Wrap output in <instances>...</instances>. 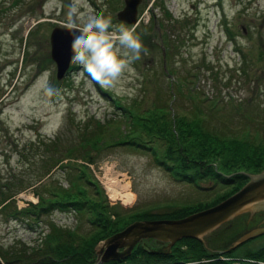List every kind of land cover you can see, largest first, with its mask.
I'll list each match as a JSON object with an SVG mask.
<instances>
[{"label":"rangeland","instance_id":"1","mask_svg":"<svg viewBox=\"0 0 264 264\" xmlns=\"http://www.w3.org/2000/svg\"><path fill=\"white\" fill-rule=\"evenodd\" d=\"M123 5L124 0H80L79 4L75 0H0L2 179L6 180L12 173L20 174L24 180L36 178L45 170L41 167L45 145L51 147L58 135L62 137V147L67 143L74 145L77 126L89 119L91 123L98 120L105 125L104 139L99 140H105L106 144L113 142L118 128L126 130L128 125L111 120L117 110L108 93L124 105L137 100L147 106L159 87L168 85L169 92H174L173 83L178 84V77L182 76L190 87L199 88L210 98L230 97L237 103L254 97L264 103V0H141L135 26L149 54H141V59L132 65L133 71L126 73L115 87H102L86 73L74 79L73 73L79 72L80 67L70 63L68 73L57 80L56 66L50 57L52 28L67 27L73 7L77 14L72 20L77 24L80 13L110 17L114 24L124 23L116 17ZM170 68L174 74L169 72ZM183 91L186 92V87ZM173 102L178 113L189 116L188 99L175 96L172 106ZM248 122L250 125L245 126L248 132L264 134L263 129ZM234 123L239 127L242 122L236 119ZM149 139L143 135L147 146L163 149L162 140ZM106 144L89 148L90 155L86 157L92 161L88 163L83 157L63 162L86 164V171L97 180L109 204L116 206L118 212L162 213L177 205L211 201L234 189V183L207 176L196 183L178 180L154 162L151 150ZM105 163L111 167H103ZM65 178V171L54 168L41 182L67 187ZM39 183L15 195L17 208H30V204L37 203V192L42 191ZM126 186L129 193L124 195ZM121 188L123 195L119 194ZM112 192L118 196L111 198ZM86 193L90 196L93 191L88 188ZM34 217L14 220L6 210H0V246L6 248L15 241L36 245L48 232L51 222L81 234L94 230L86 211L55 210ZM261 227H264V208L252 213L244 211L204 235L203 244L211 252L222 251L231 248L244 234ZM140 243L145 249L166 248L165 242L152 238ZM263 244L264 233L253 237L235 254L240 256L245 248L256 250Z\"/></svg>","mask_w":264,"mask_h":264},{"label":"trees","instance_id":"2","mask_svg":"<svg viewBox=\"0 0 264 264\" xmlns=\"http://www.w3.org/2000/svg\"><path fill=\"white\" fill-rule=\"evenodd\" d=\"M169 72L175 73L171 68ZM178 80V84L173 83L175 90L172 93L167 89L168 85L166 88L159 87L147 106L137 100L124 105L119 98L108 93L111 104L117 110L116 117L111 120L128 125L126 130L118 128L113 142L106 144L105 140H99L105 136V125L98 120L91 123L89 119L77 126L72 140L74 145L67 143L62 147L64 143H61L63 141L59 135L50 144L51 147L45 145L41 166L45 170L36 178L24 180L18 173H12L6 180L0 177V210H6L11 219L21 221L26 216L38 218L55 210L86 211L94 226L89 234H81L75 229L63 228L51 222L48 232L39 238L36 245L28 246L15 241L6 248L0 246V264H96L98 259L94 248L98 242L130 222L176 219L210 207L241 187L248 179L241 172L258 173L264 170V134L258 136L245 128L250 120L264 131V103L254 97L237 103L230 97L226 100L210 98L199 88L190 87L184 77H178ZM185 87L186 92L183 91ZM175 96L188 99L189 116L178 113L174 102L172 106ZM255 97L258 98V94ZM244 113L249 115L243 116ZM236 119L243 125L235 126ZM144 134L150 138L149 141L151 138L162 140L163 149L147 146L146 141L142 140ZM101 144L149 149L153 152L154 162L178 180L196 183L207 176L227 184L234 183V189L211 201L177 205L162 213L118 212L116 206L109 204L97 180L88 174L86 164L63 162L65 159L83 157L88 163L92 161L86 157L90 155L87 153L89 148H99ZM54 168L65 171L67 187L41 182ZM38 182L42 191L37 192V203L30 204V208H17L15 195ZM88 188L93 191L91 197L86 193ZM251 240L235 248L215 252L209 251L200 240L194 238H182L168 251L145 249L139 242L127 257L102 264H261L264 262V244L256 250L245 248L240 256L235 254L237 249Z\"/></svg>","mask_w":264,"mask_h":264},{"label":"water","instance_id":"3","mask_svg":"<svg viewBox=\"0 0 264 264\" xmlns=\"http://www.w3.org/2000/svg\"><path fill=\"white\" fill-rule=\"evenodd\" d=\"M140 2L141 0H124L123 7L116 13L117 19L131 26L136 25ZM70 31L68 27L55 26L49 35L50 57L56 66L57 80L62 79L70 67ZM241 173L248 178L245 184L210 207L176 219L134 220L104 238L94 248L98 259L96 264L125 258L137 243L149 238L165 242V251L182 238H194L203 243L204 235L238 214L264 208V170L258 173ZM262 233L264 227L248 232L238 238L231 248Z\"/></svg>","mask_w":264,"mask_h":264},{"label":"clouds","instance_id":"4","mask_svg":"<svg viewBox=\"0 0 264 264\" xmlns=\"http://www.w3.org/2000/svg\"><path fill=\"white\" fill-rule=\"evenodd\" d=\"M75 3L79 4L80 0ZM76 14L77 9L73 7L67 25L72 38L70 63L80 67L79 72L73 73L74 79L86 73L102 87H115L126 73L133 71L132 65L141 59L142 53L149 54L137 26L114 24L110 17L90 13H80L77 24L72 20Z\"/></svg>","mask_w":264,"mask_h":264},{"label":"bare ground","instance_id":"5","mask_svg":"<svg viewBox=\"0 0 264 264\" xmlns=\"http://www.w3.org/2000/svg\"><path fill=\"white\" fill-rule=\"evenodd\" d=\"M109 188H110V187H109ZM125 190H126V191H125V194H124V195H127V194L129 193V191H128V190H129L128 186L125 187ZM119 194H122V195H123V192H119ZM117 196H118V195H117L116 192H112V193H111V198H116ZM257 252H258V251H257Z\"/></svg>","mask_w":264,"mask_h":264},{"label":"built area","instance_id":"6","mask_svg":"<svg viewBox=\"0 0 264 264\" xmlns=\"http://www.w3.org/2000/svg\"><path fill=\"white\" fill-rule=\"evenodd\" d=\"M103 167L105 168H110L111 166H108L106 163L103 165ZM102 168V167H101ZM104 175H105V172H104ZM119 192H124V190L121 188V190Z\"/></svg>","mask_w":264,"mask_h":264}]
</instances>
